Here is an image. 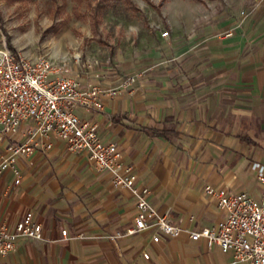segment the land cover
<instances>
[{
  "label": "crops",
  "instance_id": "0c3cea01",
  "mask_svg": "<svg viewBox=\"0 0 264 264\" xmlns=\"http://www.w3.org/2000/svg\"><path fill=\"white\" fill-rule=\"evenodd\" d=\"M226 2L216 24L186 37L68 67L82 89L118 90L100 97L101 109L74 112L96 123L103 143L116 144L121 162L149 188L150 204L180 225V234L153 242L154 231L144 230L111 240L132 225L135 197L51 132L0 174V223L12 227L31 211L42 226L41 239L18 237L0 264H243L232 249L189 236L225 217L207 184L264 200L252 168H264V0ZM128 76L133 81L123 86ZM31 125L4 133L0 154L26 142Z\"/></svg>",
  "mask_w": 264,
  "mask_h": 264
},
{
  "label": "built area",
  "instance_id": "2783aa9c",
  "mask_svg": "<svg viewBox=\"0 0 264 264\" xmlns=\"http://www.w3.org/2000/svg\"><path fill=\"white\" fill-rule=\"evenodd\" d=\"M166 34V31L162 33ZM68 73L65 63L44 56L30 60L5 44L0 46V141L4 133L15 130L21 122H32L28 140L13 143L7 147L6 155L0 154V174L13 167L18 156L34 151L38 145L36 137L48 138L53 132L69 151L86 154L96 171L108 172L115 186L127 188L135 197L132 225L110 235L111 240L144 230L154 231L153 242L159 241L161 235L178 236L182 227L150 204L149 188L138 182L131 165L121 162L116 144L103 143L96 123L83 121L74 112L78 106L87 111L99 110L102 108L100 97L113 96L118 90L99 85L82 89ZM132 81L133 77L128 76L122 85ZM41 145L50 146L49 143ZM252 168L257 180L264 185V168L258 164H253ZM18 182L17 175L15 183ZM204 191L225 212V217L212 226L189 231L190 238H203L209 246L217 245L223 252L232 249L236 262L264 264V200H255L245 191L228 192L210 184L204 186ZM61 235L67 237L66 230H62ZM21 236L42 238V226L34 220L31 211L12 227L0 223V254L10 253ZM143 256L148 258L146 252Z\"/></svg>",
  "mask_w": 264,
  "mask_h": 264
},
{
  "label": "rangeland",
  "instance_id": "374dc122",
  "mask_svg": "<svg viewBox=\"0 0 264 264\" xmlns=\"http://www.w3.org/2000/svg\"><path fill=\"white\" fill-rule=\"evenodd\" d=\"M105 5L94 26L90 7ZM226 0H0V46L33 60L112 62L216 24ZM166 35H162L163 32Z\"/></svg>",
  "mask_w": 264,
  "mask_h": 264
},
{
  "label": "trees",
  "instance_id": "16d2710c",
  "mask_svg": "<svg viewBox=\"0 0 264 264\" xmlns=\"http://www.w3.org/2000/svg\"><path fill=\"white\" fill-rule=\"evenodd\" d=\"M105 5H107V4H105ZM105 5H102L100 2H98V3L94 4L92 7H90V20H91L92 25L95 26L97 24L98 15ZM9 48L15 52L14 48H12L10 46H9Z\"/></svg>",
  "mask_w": 264,
  "mask_h": 264
}]
</instances>
